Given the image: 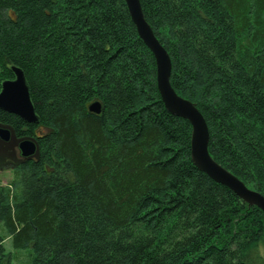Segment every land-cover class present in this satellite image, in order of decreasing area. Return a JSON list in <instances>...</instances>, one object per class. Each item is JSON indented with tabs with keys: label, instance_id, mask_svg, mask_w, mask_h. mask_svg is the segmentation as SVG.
I'll return each mask as SVG.
<instances>
[{
	"label": "trees",
	"instance_id": "trees-1",
	"mask_svg": "<svg viewBox=\"0 0 264 264\" xmlns=\"http://www.w3.org/2000/svg\"><path fill=\"white\" fill-rule=\"evenodd\" d=\"M139 1L211 158L264 197V0ZM11 66L38 123L0 126L38 153L0 185V264L5 239L23 264H264L263 213L194 166L124 0H0V83Z\"/></svg>",
	"mask_w": 264,
	"mask_h": 264
},
{
	"label": "water",
	"instance_id": "water-1",
	"mask_svg": "<svg viewBox=\"0 0 264 264\" xmlns=\"http://www.w3.org/2000/svg\"><path fill=\"white\" fill-rule=\"evenodd\" d=\"M130 18L136 28L139 39L151 52L156 64V86L164 108L168 113L183 120L191 126L190 155L194 166L215 183L232 191L249 206L257 207L264 215V197L249 188L227 170L218 165L208 152L209 131L205 119L190 101L179 97L170 84L171 61L165 49L154 36L144 19L139 0H124ZM13 79L0 83V111L12 114L26 124H37L38 119L30 100L29 89L23 72L10 67ZM91 114L99 115L101 106L98 102L89 105ZM12 132L0 127V140L9 142ZM17 148L22 159L37 157L38 148L34 140L23 138Z\"/></svg>",
	"mask_w": 264,
	"mask_h": 264
},
{
	"label": "rangeland",
	"instance_id": "rangeland-1",
	"mask_svg": "<svg viewBox=\"0 0 264 264\" xmlns=\"http://www.w3.org/2000/svg\"><path fill=\"white\" fill-rule=\"evenodd\" d=\"M19 141H21V139L15 137L14 135L7 143H3L0 140V185H8L13 180V170L15 169V165L20 160V154L17 148ZM3 246L6 253H9L12 257L11 264L24 263L27 251L19 252L14 250L9 239L4 240ZM21 256H23L24 259L21 258Z\"/></svg>",
	"mask_w": 264,
	"mask_h": 264
},
{
	"label": "flooded vegetation",
	"instance_id": "flooded-vegetation-1",
	"mask_svg": "<svg viewBox=\"0 0 264 264\" xmlns=\"http://www.w3.org/2000/svg\"><path fill=\"white\" fill-rule=\"evenodd\" d=\"M11 132H12V131H11ZM12 134H13V132H12ZM13 135H14V134H13ZM13 135H12V137H13ZM14 136H15V135H14ZM12 137H11V138H12ZM15 137H16V136H15ZM18 157H19V156H18ZM20 157H21V156H20ZM20 157H19V159L21 160L22 158H20ZM20 160H19V161H20Z\"/></svg>",
	"mask_w": 264,
	"mask_h": 264
},
{
	"label": "bare ground",
	"instance_id": "bare-ground-1",
	"mask_svg": "<svg viewBox=\"0 0 264 264\" xmlns=\"http://www.w3.org/2000/svg\"><path fill=\"white\" fill-rule=\"evenodd\" d=\"M10 70V69H9Z\"/></svg>",
	"mask_w": 264,
	"mask_h": 264
}]
</instances>
